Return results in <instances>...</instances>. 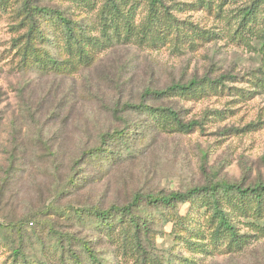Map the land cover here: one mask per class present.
Segmentation results:
<instances>
[{"label": "rangeland", "instance_id": "374dc122", "mask_svg": "<svg viewBox=\"0 0 264 264\" xmlns=\"http://www.w3.org/2000/svg\"><path fill=\"white\" fill-rule=\"evenodd\" d=\"M163 1L178 30L142 41L124 39L121 30L118 39L114 34L105 42L96 12L78 8V0H32L82 19L98 42L91 64L83 66L66 55L62 41L53 37L58 29L50 27L49 42L38 45V56L49 53L61 65L45 70L22 64L26 27L17 14L20 1L0 4V228L7 236L5 242L0 238V264H18L11 258L14 246L27 263L58 264L54 234L72 237L76 251L79 242L87 243L103 264H142L134 253L121 254L88 223L68 221L69 208L106 210L129 204L137 194L185 192L209 182L244 187L264 182V50L259 40L264 0ZM255 5H260L255 24L236 34L239 14ZM147 13L146 0H138L135 32L146 25ZM190 81L221 85L185 97L152 95ZM141 104L172 108L182 123L196 126L186 133L171 127L153 131L149 116L126 107ZM115 130H128L131 156L93 166L85 154L99 146L100 136ZM62 209L64 216L55 214ZM152 209L148 252L158 264H264V217L259 225L234 218L236 232L246 241L235 251L210 247L208 253H195L183 246L185 232L161 222ZM186 209L180 206L178 213ZM19 223L20 235L12 228ZM78 257L85 259L81 252Z\"/></svg>", "mask_w": 264, "mask_h": 264}, {"label": "trees", "instance_id": "16d2710c", "mask_svg": "<svg viewBox=\"0 0 264 264\" xmlns=\"http://www.w3.org/2000/svg\"><path fill=\"white\" fill-rule=\"evenodd\" d=\"M19 1L20 7L17 14L26 27L21 49L22 64L25 67L45 70L57 69L61 65L49 53L45 58L38 56L40 51L38 45L49 42L47 30L50 27L58 29V34L53 37L62 41L63 49L70 59H77L83 66L91 64L98 42L88 34L82 19H70L63 10L36 5L32 0ZM74 1L71 0V2ZM78 1L81 6L76 7L96 12L97 22L105 42L111 41L114 34L118 39L121 30H123V38L129 41L132 39L142 41L146 38L152 40L155 36L166 33L172 27L178 30L177 25H174L176 20L168 13L169 7L164 5L163 0H146L148 9L146 25L136 32L134 31L133 13L138 0ZM0 2L3 5L6 0H0ZM259 8L260 5H255L246 9L242 15L239 14L240 20L235 30L236 34L240 30L247 29V24H255ZM47 23H50V26ZM250 26L252 25L250 24ZM242 32L240 31V34ZM259 32H261L259 40L264 50V27L259 29ZM150 33L152 34L149 36ZM214 85L221 84H212L210 81L206 83L190 81L186 84H174L165 90L152 92V95L156 98H169L174 95L185 97L201 94L205 92L206 88L213 89ZM126 107L139 109L147 117L149 116L152 122L150 128L156 132L165 131L167 127H171L173 131L186 133L196 126L195 122L182 123L178 113L169 107L151 108L143 104L138 107ZM127 131L115 130L111 134L100 136L99 146L85 154L88 161L93 166L106 167L112 165L116 159H123L122 155L131 156L132 150L128 144ZM142 138L146 139V136H142ZM113 144L120 146L118 152L108 149ZM183 205H187V209L181 215L178 210ZM149 207H152V211L162 217L159 219L161 222L172 223V229L177 226L185 232L182 240L183 246L188 251L208 253V249L211 247L215 250L223 249L225 252H233L246 243L245 236H240L236 232L234 218L239 216L251 220V223L256 225L262 222L264 217V182H258L248 187L237 183L209 182L207 185L194 187L185 192L160 193L145 197L137 194L129 204L121 207L112 205L106 210L93 207L69 208L71 216H67L66 219L78 225L88 223L91 230L105 237L110 243L117 245L121 254L134 253L142 264H158L155 257L148 252V244L152 236L150 227L155 224L154 216L156 215L148 210ZM55 214L64 216V210H55ZM12 228L20 235L22 224L12 225ZM0 231V238L5 242L7 240L6 229L0 228ZM54 237L58 238L53 247L55 259H59L58 264H103L87 243L79 242L81 245L77 248V252L73 249L76 244L72 243V237L68 238L58 234H54ZM58 251H60V255L57 258ZM79 252L84 254V260L78 257ZM11 258L13 263L30 264L25 261L26 258L19 246H14L11 249Z\"/></svg>", "mask_w": 264, "mask_h": 264}]
</instances>
